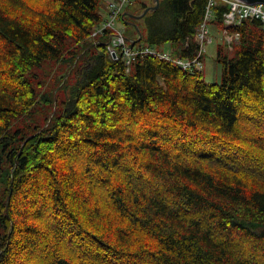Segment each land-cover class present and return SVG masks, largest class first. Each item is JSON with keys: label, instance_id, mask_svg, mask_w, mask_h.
I'll list each match as a JSON object with an SVG mask.
<instances>
[{"label": "trees", "instance_id": "trees-1", "mask_svg": "<svg viewBox=\"0 0 264 264\" xmlns=\"http://www.w3.org/2000/svg\"><path fill=\"white\" fill-rule=\"evenodd\" d=\"M208 0L126 9L194 58ZM132 4L127 8L132 9ZM227 6L210 27L222 34ZM105 0H0V264H264V24L229 28L221 78L113 60ZM223 35V34H222Z\"/></svg>", "mask_w": 264, "mask_h": 264}, {"label": "built area", "instance_id": "built-area-1", "mask_svg": "<svg viewBox=\"0 0 264 264\" xmlns=\"http://www.w3.org/2000/svg\"><path fill=\"white\" fill-rule=\"evenodd\" d=\"M131 0H109L107 7L109 10L108 19L97 30V33H102L106 29L114 31L111 36V43L108 46L110 56L113 60L119 59L118 50H123L124 59L127 65H130L137 57L153 56L162 61H168L181 66L185 70H193L203 67V57L207 51V44L212 42L210 37V24L214 20V9L220 4L227 6L228 11L224 14L223 31L224 41L229 50H233L238 43V35L230 34L229 28L241 25L245 19H258L264 24V3L249 4L241 0H208L206 12L202 25L198 30L199 51L194 58L177 59L167 52H162L150 47L134 48L127 44L125 38V30L118 26V21L121 18L126 6ZM113 53L117 54L116 59L113 58Z\"/></svg>", "mask_w": 264, "mask_h": 264}, {"label": "rangeland", "instance_id": "rangeland-1", "mask_svg": "<svg viewBox=\"0 0 264 264\" xmlns=\"http://www.w3.org/2000/svg\"><path fill=\"white\" fill-rule=\"evenodd\" d=\"M108 1L109 0H105V3H107ZM142 3H147L149 7L154 5L153 0H131L130 4H132L131 5L132 9L130 7L127 9L128 10H139V7L141 6ZM128 18L130 17L128 16ZM127 22L133 23L131 20H128ZM129 23L119 22L118 25L120 27L126 26L128 33L133 36L139 35L137 28L134 25L129 24ZM210 37L212 38V42L207 44V51L205 53V58H204V74H205L206 80L211 83V82H217L221 78V66L216 61V57H217L218 45L222 43L223 38H222V34H219L213 31L212 27H211ZM147 39L148 37L146 34L144 41L137 43L136 47H139L140 45H147L148 44Z\"/></svg>", "mask_w": 264, "mask_h": 264}, {"label": "water", "instance_id": "water-1", "mask_svg": "<svg viewBox=\"0 0 264 264\" xmlns=\"http://www.w3.org/2000/svg\"><path fill=\"white\" fill-rule=\"evenodd\" d=\"M153 1H154V6H150V7L146 8L141 15H134V14H126V15L129 16L130 18L134 19V20L143 19L148 13L155 12L160 8L162 0H153ZM241 1L249 3V4H256V3H260V2L264 3V0H241ZM127 23H129V22H127ZM129 24H132L137 28L139 36L141 38L142 34L140 32L138 25L135 23H129ZM113 56H114V58H116L115 53H113Z\"/></svg>", "mask_w": 264, "mask_h": 264}, {"label": "crops", "instance_id": "crops-1", "mask_svg": "<svg viewBox=\"0 0 264 264\" xmlns=\"http://www.w3.org/2000/svg\"><path fill=\"white\" fill-rule=\"evenodd\" d=\"M107 14H108V11L106 12V16H107Z\"/></svg>", "mask_w": 264, "mask_h": 264}]
</instances>
